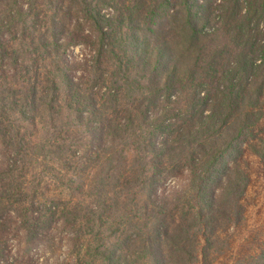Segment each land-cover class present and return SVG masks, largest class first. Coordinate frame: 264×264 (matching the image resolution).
<instances>
[{"label": "trees", "instance_id": "1", "mask_svg": "<svg viewBox=\"0 0 264 264\" xmlns=\"http://www.w3.org/2000/svg\"><path fill=\"white\" fill-rule=\"evenodd\" d=\"M82 43L89 65L70 75L64 51ZM0 75V134L20 164L0 183L1 234L22 171L49 170L60 199L24 221L91 205L78 264H209L243 214L240 143L264 110V0H0ZM177 176L185 185L157 194ZM239 264H264V245Z\"/></svg>", "mask_w": 264, "mask_h": 264}, {"label": "rangeland", "instance_id": "2", "mask_svg": "<svg viewBox=\"0 0 264 264\" xmlns=\"http://www.w3.org/2000/svg\"><path fill=\"white\" fill-rule=\"evenodd\" d=\"M202 23L203 21L198 19V25ZM213 25L215 24L210 21L204 26L211 29ZM91 53L92 47L85 43L66 47L63 56L68 63L70 75H85L83 70L89 65L87 60L90 59ZM2 68L10 67L2 64ZM9 76L0 75V85L9 81ZM262 113V118L249 129L240 143L242 156L239 162L248 177L240 201L242 217L220 233L222 246L220 248V245H217L218 248L210 252L209 264H239V261L247 256L258 254L264 245V159L254 155L248 146L250 142L257 141V148L264 155V145L260 143L261 140L264 141V110ZM24 127L28 134L32 132L29 126ZM7 140L0 134V183H4L3 179L7 178L8 172L20 167ZM22 174L19 192L14 198L5 200L7 205L4 206L2 215L3 232L0 233V264H78L88 250L87 239L81 236L83 229L79 226L90 217L86 212L91 205L87 207L82 204L74 210L70 206L66 209L69 214L63 217L54 216L43 226L29 229L28 222L24 220L28 214L35 215L37 212L33 205L42 204L52 196L58 199L60 197L51 192L57 189V186L53 180L54 174L49 170L40 172L28 169L22 171ZM171 180H176V184H170ZM180 185H185L183 177L168 178L157 194H170ZM62 200L63 198L60 201ZM61 203L65 208L64 201ZM127 212H123L121 206L118 212L111 214L114 216L115 213L117 217ZM70 220L73 222L69 223ZM79 230L81 232H77ZM94 244L96 243L93 242L92 246H95ZM97 260L98 255L93 264H97Z\"/></svg>", "mask_w": 264, "mask_h": 264}, {"label": "clouds", "instance_id": "3", "mask_svg": "<svg viewBox=\"0 0 264 264\" xmlns=\"http://www.w3.org/2000/svg\"><path fill=\"white\" fill-rule=\"evenodd\" d=\"M169 183L172 184V185H175L176 184V180H171Z\"/></svg>", "mask_w": 264, "mask_h": 264}]
</instances>
